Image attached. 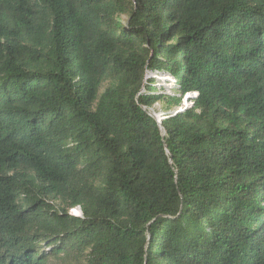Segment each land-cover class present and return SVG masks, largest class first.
Segmentation results:
<instances>
[{
    "label": "trees",
    "instance_id": "16d2710c",
    "mask_svg": "<svg viewBox=\"0 0 264 264\" xmlns=\"http://www.w3.org/2000/svg\"><path fill=\"white\" fill-rule=\"evenodd\" d=\"M0 264H264V0H0Z\"/></svg>",
    "mask_w": 264,
    "mask_h": 264
},
{
    "label": "rangeland",
    "instance_id": "374dc122",
    "mask_svg": "<svg viewBox=\"0 0 264 264\" xmlns=\"http://www.w3.org/2000/svg\"><path fill=\"white\" fill-rule=\"evenodd\" d=\"M152 77L157 78V80L160 81V83H158L157 86H158V89H160V88L163 89L162 92L164 94H170V93L174 94L175 93V91H173V88H174V84L177 83L176 82L177 78H175L173 75H170V74L159 75V74H157V75H152ZM191 105H192V103L190 102L188 97L184 98V100L182 102V107H179L176 109H170L171 105L169 103L162 102V103H158L154 106V108L151 110V114L155 118H157L159 121H161L163 119V114H167V113L172 112V111H176V112L184 111L188 106H191ZM79 214H80V212L78 211V213L76 215H79Z\"/></svg>",
    "mask_w": 264,
    "mask_h": 264
},
{
    "label": "built area",
    "instance_id": "2783aa9c",
    "mask_svg": "<svg viewBox=\"0 0 264 264\" xmlns=\"http://www.w3.org/2000/svg\"><path fill=\"white\" fill-rule=\"evenodd\" d=\"M175 79V78H174ZM79 210H73L74 214H77Z\"/></svg>",
    "mask_w": 264,
    "mask_h": 264
},
{
    "label": "water",
    "instance_id": "95a60500",
    "mask_svg": "<svg viewBox=\"0 0 264 264\" xmlns=\"http://www.w3.org/2000/svg\"><path fill=\"white\" fill-rule=\"evenodd\" d=\"M179 112H182V111H179ZM159 121V120H158ZM160 125H161V121H159ZM164 131V130H163Z\"/></svg>",
    "mask_w": 264,
    "mask_h": 264
},
{
    "label": "clouds",
    "instance_id": "9594fccd",
    "mask_svg": "<svg viewBox=\"0 0 264 264\" xmlns=\"http://www.w3.org/2000/svg\"><path fill=\"white\" fill-rule=\"evenodd\" d=\"M190 96H191V95H189V96H186V97H188V98H189Z\"/></svg>",
    "mask_w": 264,
    "mask_h": 264
},
{
    "label": "bare ground",
    "instance_id": "6f19581e",
    "mask_svg": "<svg viewBox=\"0 0 264 264\" xmlns=\"http://www.w3.org/2000/svg\"><path fill=\"white\" fill-rule=\"evenodd\" d=\"M177 82V81H176Z\"/></svg>",
    "mask_w": 264,
    "mask_h": 264
}]
</instances>
